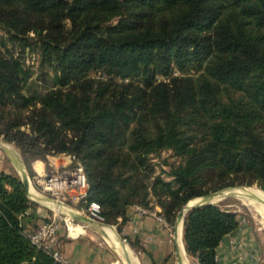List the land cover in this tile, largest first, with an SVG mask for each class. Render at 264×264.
Instances as JSON below:
<instances>
[{
	"label": "trees",
	"instance_id": "obj_1",
	"mask_svg": "<svg viewBox=\"0 0 264 264\" xmlns=\"http://www.w3.org/2000/svg\"><path fill=\"white\" fill-rule=\"evenodd\" d=\"M0 26L22 46L33 38L54 71L44 92L26 91L27 69L0 36V134L32 158L75 154L105 224L121 232L138 204L171 226L208 190L264 191V0H0ZM162 149L179 159L163 161L169 179L150 157ZM33 203L0 170V264H63L24 233ZM237 225L214 203L188 209L192 264H219L217 245Z\"/></svg>",
	"mask_w": 264,
	"mask_h": 264
},
{
	"label": "rangeland",
	"instance_id": "obj_2",
	"mask_svg": "<svg viewBox=\"0 0 264 264\" xmlns=\"http://www.w3.org/2000/svg\"><path fill=\"white\" fill-rule=\"evenodd\" d=\"M69 23V22H68ZM0 36L3 37V39L6 41L7 47L9 48L10 52L17 57L18 59L21 60V62L23 63L24 67L27 69L28 72V79H27V90L26 91H31V92H35V93H42L44 92L46 89H48L51 84H52V75L54 73L52 67L50 65H48L47 63H44L41 53H40V48L39 46L34 42V39L32 38L31 40H29V45L28 46H22L20 40L18 39V37H16V35L14 34H10L9 32H7L2 26H0ZM29 36L34 37V33L30 32ZM94 76L99 75V72L93 71L91 73ZM25 111L24 109L21 110V112H19L18 110V119H21L22 121L25 120ZM17 113H13V111H11L9 115V117H15ZM7 115L5 114V118L7 117ZM3 120V119H1ZM0 120V121H1ZM2 122V121H1ZM25 127V126H23ZM0 140H2V142H4V138L3 135L0 134ZM7 144L12 145L13 147H15L18 152H19V157L22 160V162L24 163L29 177H30V183L31 185L34 187V189L38 192V193H43V194H47L45 192H43L42 188L36 184L33 180H32V176L29 173V169H32V163H34L36 170L38 168H41V162L37 161L36 158H39L43 161L47 160L48 161V156H59L61 155V153L59 154H48V156H46L45 158H41V157H36V158H32L29 154L24 155L21 151V149L15 145L12 142H6ZM151 157V161L154 163V174H160L161 177L165 178V179H169L170 177L166 174V171L168 170V165H164L162 164L163 161L166 162H170L173 164H176L179 159L176 156H173L170 152V150L167 149H162L159 152H155L150 154ZM28 164H29V168H28ZM0 170L2 171H6L8 173H13V174H18V171L12 161V159L10 158V156L8 155V153L0 146ZM33 171V170H32ZM39 171V170H38ZM251 184H255L257 185L255 182L251 183ZM208 185L203 184V186ZM234 185H238V186H234ZM241 186V187H240ZM224 186H222L223 188ZM226 187V186H225ZM232 188H258L256 186H244V184H233L231 186ZM221 188V187H220ZM230 188V189H232ZM219 189V188H217ZM261 191H263L262 189H260ZM210 191H214V190H208V192ZM264 192V191H263ZM200 196V195H197ZM30 198V197H29ZM196 198V196H195ZM193 198V199H195ZM31 199V198H30ZM32 200V199H31ZM192 200V199H191ZM33 201V200H32ZM219 202V203H218ZM215 202L214 204L219 205L220 207L223 208H227L231 211H234L236 213V218H237V227L236 229H244V235H245V240L246 241H251L253 244V247L257 250L256 253V263L257 264H264V228L261 227V225L259 224V218L258 216H256V214H254V212H252L250 209H248L245 205L241 204L237 199L234 198H226L223 199L221 201ZM68 204L72 207H75L76 209L80 210L76 204H74L73 202H68ZM157 206V205H155ZM154 206V208H155ZM144 208L148 211H153L154 208H149V207H145ZM32 209L34 210V215L32 217L26 218L25 222H28V224L30 225V227H37V225L39 223H41L44 220L50 219L52 218L54 213H58L60 216H65V214L61 213V212H55L53 209H51L50 207L36 202L34 201V203L32 204ZM73 223L76 224H80L82 226H84L85 230L83 232H80L78 234L71 235L69 234L70 231L68 230L65 222L60 218V226L58 229H60V231H57V239L58 241L61 243L63 242L65 239L71 238V239H76V240H80L84 243H86L87 245H89V247H91L95 253H99L101 255V263L102 264H114L116 261H118V256L116 255V253L113 251V249L107 244V242L104 240V238L102 237V235H100L101 233H99L98 231H96L95 229H93L90 226H87L84 222L82 221H78V220H74L72 221ZM112 226H114V228H116V230L118 231V225L117 223H111ZM120 226V225H119ZM169 229H170V233H173V225H168ZM121 232H119V234L125 238V243L133 250L135 256L138 258L137 259V264H142L141 260H140V256H139V249L137 245H131L128 240L126 239V237L124 236L123 232H122V227L120 226ZM235 229V230H236ZM234 230V231H235ZM231 234V233H229ZM183 247V244H182ZM186 259L189 261L190 264H192V260L186 255ZM170 264H177L175 262V256L173 253V244L170 250ZM229 263H234V262H229Z\"/></svg>",
	"mask_w": 264,
	"mask_h": 264
},
{
	"label": "crops",
	"instance_id": "obj_3",
	"mask_svg": "<svg viewBox=\"0 0 264 264\" xmlns=\"http://www.w3.org/2000/svg\"><path fill=\"white\" fill-rule=\"evenodd\" d=\"M159 210L160 207L155 206L153 211L141 214L136 205H131L126 209L125 220L121 222L120 219L122 232L126 238L137 240L142 245L139 249L142 264L171 263L172 244L174 253L173 234L158 213ZM252 244L251 241L245 240L243 228L225 235L216 249L219 264H257L255 259L257 250ZM60 250L65 257L78 264H102L101 255L80 240L65 239L60 243ZM231 261L234 263H229Z\"/></svg>",
	"mask_w": 264,
	"mask_h": 264
},
{
	"label": "built area",
	"instance_id": "obj_4",
	"mask_svg": "<svg viewBox=\"0 0 264 264\" xmlns=\"http://www.w3.org/2000/svg\"><path fill=\"white\" fill-rule=\"evenodd\" d=\"M55 158L58 159L57 163H54L48 156V162H44L43 173L36 170L32 164L35 171L32 180L42 188L43 192L62 203L68 204V202L78 203L83 201L85 205L80 211L96 221L104 222L100 203L96 200H86L88 190L87 176L83 165L77 160L75 154L63 153L55 156ZM134 205H136L141 214L150 212L141 205ZM60 218L65 222L69 230V224L74 219L54 213L52 218L42 221L35 228L27 225L24 233L33 244L48 252L56 261L63 264H78L65 257L60 250V242L57 239Z\"/></svg>",
	"mask_w": 264,
	"mask_h": 264
},
{
	"label": "bare ground",
	"instance_id": "obj_5",
	"mask_svg": "<svg viewBox=\"0 0 264 264\" xmlns=\"http://www.w3.org/2000/svg\"><path fill=\"white\" fill-rule=\"evenodd\" d=\"M0 146L13 158L20 159L18 150L13 147L10 144H7L2 142L0 140ZM52 161L54 163L58 162V159L55 158V156H50ZM41 162V168L39 169L40 173H43L44 170V161L37 160ZM36 162V160H35ZM33 162V167L35 168V165ZM36 169V168H35ZM38 170V169H37ZM241 187V186H240ZM225 188L222 190L220 197L215 198L214 201L218 202L226 198H234L237 199L241 204L245 205L248 209H250L256 216L259 218V224L262 228H264V192L261 191L258 188ZM29 193L32 197L39 199L42 203L49 206L51 209H53L55 212H68V207L63 206L62 204H58L55 201H50L43 199L42 194L38 193L34 187L30 183L29 187ZM197 200V197L195 199L189 200L187 203H193ZM219 203V202H218ZM65 216L69 217L68 214H65ZM83 225V224H82ZM80 224H76L71 222L69 224V230L71 235H76L80 232H83L85 229V225L82 226ZM101 233L104 240L107 242V244L113 249V251L118 256V261H116L114 264H137V257L135 256L133 250L125 243V241H121L117 233L115 231L114 226L108 225V224H93V225H87ZM181 221L180 219L177 221L176 226V234L173 235L174 244L176 245L178 252L181 256V264H190L189 261L186 259V254L184 253V249L182 247V240H181Z\"/></svg>",
	"mask_w": 264,
	"mask_h": 264
},
{
	"label": "water",
	"instance_id": "obj_6",
	"mask_svg": "<svg viewBox=\"0 0 264 264\" xmlns=\"http://www.w3.org/2000/svg\"><path fill=\"white\" fill-rule=\"evenodd\" d=\"M10 158L12 159V161H13V163H14L17 171H18L20 180L23 183V186L25 188V191H26V194L28 195V197H30L33 201L42 203L39 199L32 197L30 195V193H29L30 177H29L28 171H27L24 163L22 162V160L21 159L18 160L16 158L11 157V156H10ZM229 187H231V186L219 188V189H216L214 191H210V192L204 193V194H202L200 196H197V200L195 202H193V203L189 204V203L186 202L175 215V219H174L173 226H172L173 227V233L172 234L173 235L176 234V226H177V221L179 219H180L181 225H182L183 216H184L185 212L188 209H190L192 207H195V206H198V205H201V204L215 203L214 199L220 197L222 190L225 189V188H229ZM41 194L43 196V199L50 200V201H55L58 204H62L63 206L68 207V209H69L68 212L62 211L61 213L68 214L69 217L74 219V220L82 221L86 225H93V224H96V223H98V224H103L104 223V222H99V221H96V220L88 217L86 214H84L80 210L76 209L75 207H72V206H70L69 204H66V203H62L58 199L50 196L49 194H43V193H41ZM42 204H44V203H42ZM44 205H46V204H44ZM115 231L117 233L118 238L121 241H125V239L118 233L116 228H115ZM184 253H185V251H184ZM174 254H175L176 263L177 264H181V256H180V254L178 252V249H177L175 244H174Z\"/></svg>",
	"mask_w": 264,
	"mask_h": 264
}]
</instances>
